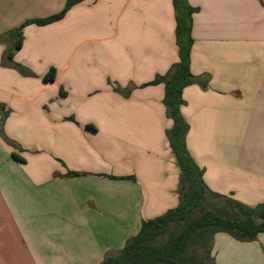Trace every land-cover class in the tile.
Listing matches in <instances>:
<instances>
[{
	"label": "crops",
	"instance_id": "crops-1",
	"mask_svg": "<svg viewBox=\"0 0 264 264\" xmlns=\"http://www.w3.org/2000/svg\"><path fill=\"white\" fill-rule=\"evenodd\" d=\"M188 2L198 82L183 90L187 148L210 190L256 207L264 0ZM65 4L0 0V264H101L179 204L174 121L164 84H149L180 61L173 0H83L25 24ZM224 234L215 264H264V233Z\"/></svg>",
	"mask_w": 264,
	"mask_h": 264
},
{
	"label": "trees",
	"instance_id": "trees-1",
	"mask_svg": "<svg viewBox=\"0 0 264 264\" xmlns=\"http://www.w3.org/2000/svg\"><path fill=\"white\" fill-rule=\"evenodd\" d=\"M82 1L66 0L60 13L32 19L25 24L46 25L57 21ZM173 3L180 61L169 77H157L149 84H164L163 102L168 116L174 121L168 139L181 170L179 204L161 216L143 221L139 232L127 241L124 248L106 256L101 264H215L212 254L215 234L226 233L235 240L249 242L264 233V203L251 207L210 190L203 179V170L188 151L186 134L189 126L182 114L183 90L198 82L190 68L192 16L197 8L188 0H173ZM20 46L21 39L16 48ZM12 55L13 51H10L9 57ZM55 77L56 70L51 68L44 79L53 81ZM202 85L206 86V83ZM69 175L79 173L70 172ZM211 200L222 201L225 205L220 209L210 208L208 203Z\"/></svg>",
	"mask_w": 264,
	"mask_h": 264
},
{
	"label": "rangeland",
	"instance_id": "rangeland-1",
	"mask_svg": "<svg viewBox=\"0 0 264 264\" xmlns=\"http://www.w3.org/2000/svg\"><path fill=\"white\" fill-rule=\"evenodd\" d=\"M209 204V205H208ZM207 205L210 207V208H214V209H217V208H219L220 209V207H224V205H225V203H223L222 201H217V200H211V202L210 203H208ZM224 235H227L228 237H231L229 234H224ZM213 244V243H212ZM214 250V249H213ZM262 253L264 254V252H263V250H262ZM216 255V250L214 251V255L213 256H215Z\"/></svg>",
	"mask_w": 264,
	"mask_h": 264
},
{
	"label": "water",
	"instance_id": "water-1",
	"mask_svg": "<svg viewBox=\"0 0 264 264\" xmlns=\"http://www.w3.org/2000/svg\"><path fill=\"white\" fill-rule=\"evenodd\" d=\"M14 32L16 35L18 34V30L14 31ZM12 37H14V39H17V36H12Z\"/></svg>",
	"mask_w": 264,
	"mask_h": 264
}]
</instances>
